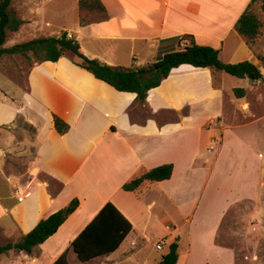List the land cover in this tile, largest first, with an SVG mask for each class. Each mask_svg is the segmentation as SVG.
Segmentation results:
<instances>
[{
	"label": "crops",
	"instance_id": "1",
	"mask_svg": "<svg viewBox=\"0 0 264 264\" xmlns=\"http://www.w3.org/2000/svg\"><path fill=\"white\" fill-rule=\"evenodd\" d=\"M49 1L29 0L28 8L41 10ZM80 1L69 0L70 12L63 15L68 20L59 32L47 30L52 23L42 13H34L30 19L42 33L16 37L17 44L66 32L86 57L130 68L195 43L220 50L221 61L224 55L229 59L224 63L249 61L260 68L256 53L235 29L252 0H101L104 11L82 10ZM20 19L25 26L26 20ZM75 62L66 56L55 63H36L27 90L16 96L0 91L1 182L7 179L5 158L12 137L7 129L22 120L35 132V157L29 168L35 173L15 184L10 206L0 204V228L11 230L19 241L41 220L79 201L58 231L31 256L25 254L27 259L20 264H54L63 255L66 264H128L149 239L146 231L154 211L182 223L171 222L173 233L166 226L169 234L159 238L165 246L179 238L177 264H190L196 254L236 264L233 249L218 244L220 228L238 202L264 209V195L250 196L241 189L238 200H232L224 179V157L230 144L244 146L243 140L234 138L240 134L232 136L229 131L258 119L253 105L259 103L260 82L234 81L214 68L182 65L141 103L136 94L117 91ZM235 89H243L244 96H236ZM54 116L69 125L66 134L56 131ZM166 164L174 167L169 180L145 182L134 191L123 189ZM261 187L258 175L257 191ZM152 189L157 195L149 198ZM108 203L131 223L132 230L114 252L81 261L73 243Z\"/></svg>",
	"mask_w": 264,
	"mask_h": 264
},
{
	"label": "rangeland",
	"instance_id": "2",
	"mask_svg": "<svg viewBox=\"0 0 264 264\" xmlns=\"http://www.w3.org/2000/svg\"><path fill=\"white\" fill-rule=\"evenodd\" d=\"M12 3L18 18H24L26 25L20 27L23 29L22 31L19 29L15 33H8L3 48H11L16 45L18 41L16 37H37V33H42L41 26L36 27L32 24L30 18L33 17L34 13H42L52 23L47 30L59 32L62 26L61 23L68 20L63 15L70 12L72 6L69 0H51L43 3L41 10H30L28 8L29 0H13ZM250 11L258 17L261 27L258 37L249 46L256 53L261 71L264 74V12L261 10V3L253 4ZM227 60H229L228 57L224 55L223 62H227ZM36 63L37 59L34 57L25 58L21 55L1 57L0 91L7 96H16L19 91L27 90L28 75ZM230 77L234 81L238 80L231 75ZM241 83L245 86V81ZM257 85L260 87L257 94L259 103H254L253 109L255 119H258L250 125L240 127L238 130L229 131L232 136L234 133H239V137L235 135L234 138L244 141V146L230 144L224 157V179L227 183V191L232 194L231 197L234 201L238 200L241 189L250 196L264 195L263 187L257 191L258 175L261 176V181L264 184V80L259 84L257 83ZM7 130H9L12 137L9 144L10 151L6 153L5 158L4 175L7 179L3 180L5 182L0 181V204L2 206H10V200L13 198L11 190L14 189L15 184L26 182L28 177L35 173L33 170L29 171L35 157L32 145L35 133L33 128L22 122V120H18L15 126ZM39 177L42 180L49 181L46 175L41 174ZM51 185L55 189L58 188V185L53 182H51ZM253 187L254 190L252 191ZM156 192V189H152L148 197L156 196ZM263 210L261 206L259 210H255L253 204L249 201H241L232 207L224 219L218 235V244L233 249L237 257L236 264H264V219L258 218L259 216L264 217ZM149 222L146 231L149 239L144 238V247L141 253L138 254L137 258H131L128 264H161V256L169 250V245L165 246L159 238L163 234H169L165 231L166 226L170 228V233H173L174 227L171 222H176L178 225L182 224L179 219L164 218L156 211L151 213ZM181 230L183 234H186L184 228ZM15 242H17V239L11 230L4 231L0 228V247ZM200 248L203 247L200 246ZM205 254L209 255L207 252ZM209 256L214 257L213 255ZM26 259L25 254L9 251L0 255V264H20ZM190 264L221 263L196 254L190 260Z\"/></svg>",
	"mask_w": 264,
	"mask_h": 264
},
{
	"label": "trees",
	"instance_id": "3",
	"mask_svg": "<svg viewBox=\"0 0 264 264\" xmlns=\"http://www.w3.org/2000/svg\"><path fill=\"white\" fill-rule=\"evenodd\" d=\"M13 0H0V58L5 55H21L25 58L34 57L37 63L58 62L69 56L76 59V64L91 73L96 79L105 82L120 92L134 93L138 102L144 103L150 90L159 87L168 78L170 72L182 65L196 68H214L239 79L248 78L252 82L264 80V74L255 64L249 61L240 63H224L220 60V50L199 46H190L165 53L154 62L142 67L110 66L97 59L86 57L80 49L76 39L69 38L63 32L59 36L33 39L16 44L11 48H3L8 33L17 32L23 25L12 7ZM261 3L264 12V0H252L248 9L238 19L235 29L250 45L259 35L261 23L258 17L250 11V7ZM80 8L104 11L101 0H81ZM236 96H244L243 89L234 90ZM54 126L60 135L69 131L67 125L60 118L54 116ZM173 165L166 164L146 173L125 184V191H134L145 182H161L172 177ZM79 201L73 200L66 208L41 220L28 234L15 243H8L0 247V255L9 251H17L31 256L39 245L52 237L64 224L70 215L78 208ZM132 230L131 223L125 219L114 205L108 203L95 219L86 227L78 239L73 243V249L81 261H89L97 256L109 254L119 248L126 236ZM179 259V238L169 245L168 252L162 256L161 264H177ZM65 263V255L54 264ZM66 264V263H65Z\"/></svg>",
	"mask_w": 264,
	"mask_h": 264
},
{
	"label": "built area",
	"instance_id": "4",
	"mask_svg": "<svg viewBox=\"0 0 264 264\" xmlns=\"http://www.w3.org/2000/svg\"><path fill=\"white\" fill-rule=\"evenodd\" d=\"M69 38H71L70 36H68ZM215 142V141H214ZM26 188H29V184H27ZM18 194H21V192H18ZM24 196H26V194H24ZM18 200L21 202L23 200V196L18 197Z\"/></svg>",
	"mask_w": 264,
	"mask_h": 264
}]
</instances>
